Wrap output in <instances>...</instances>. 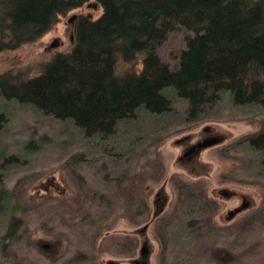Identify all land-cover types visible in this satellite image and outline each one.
I'll return each instance as SVG.
<instances>
[{
    "label": "trees",
    "instance_id": "1",
    "mask_svg": "<svg viewBox=\"0 0 264 264\" xmlns=\"http://www.w3.org/2000/svg\"><path fill=\"white\" fill-rule=\"evenodd\" d=\"M75 1L0 0V51L28 41L20 33L23 29L19 23L43 24L51 13L60 15ZM260 18V2L253 0H104L102 16L88 33L76 40L70 52L56 54L41 73L19 83H13L8 75H0V133L8 121L3 108L5 100L30 106L50 120L64 122L73 118L86 132L97 134L109 132L114 122L141 106L155 111L166 108L165 98L158 93L169 85L185 102L186 123H195L204 106L224 91L231 92L237 101L251 103L264 111V34L253 32ZM178 27L192 29L197 35L183 54L181 70L170 74L160 66L152 51L139 48L148 47L151 40H158ZM138 55H141L138 72L116 74L119 59L132 63ZM261 121V129L244 141L260 153L264 170V118ZM23 147V151H35L40 145L26 142ZM21 157L6 156L0 150V168L20 163ZM81 162L82 154H73L63 163L76 188L69 199H59L55 207L68 214L69 220L74 215L81 216V223H76L80 228L78 234L88 239V247L95 248L96 238L109 226L97 212L85 221V200L95 199L98 208L103 209L122 201V211L133 221L138 214L147 213L140 182L157 177L158 173L152 167L127 178L124 169L102 168L104 186L86 189L76 169ZM22 195L16 187L0 189V218L5 223L3 240L14 238L21 231L25 215L44 205L38 200L24 202ZM136 197L138 202L134 201ZM201 201L209 206L201 192L188 190L180 198L179 207L186 202L200 204ZM134 203H138L137 210L133 209ZM259 211L264 214V208L254 212ZM250 216L229 229L228 234L239 237L245 233L247 238L246 234L251 233V236L257 216ZM22 235L30 244L29 234L24 231ZM259 240L252 242L246 251L255 252ZM33 247L37 248L34 244ZM1 248L4 250V245ZM209 252L218 264H230L238 258L230 249L212 248ZM219 252L225 253L222 260ZM80 255L82 258L78 259ZM95 259L79 252L67 264H98ZM9 260L10 255L3 252L0 264H8Z\"/></svg>",
    "mask_w": 264,
    "mask_h": 264
},
{
    "label": "rangeland",
    "instance_id": "2",
    "mask_svg": "<svg viewBox=\"0 0 264 264\" xmlns=\"http://www.w3.org/2000/svg\"><path fill=\"white\" fill-rule=\"evenodd\" d=\"M253 1L260 2L261 17L259 26H255L253 32L264 34V0ZM103 7L104 0H77L60 15L51 13L43 24L19 23V28L23 29L19 32L28 41L0 51V75H8L13 83L38 75L56 54L70 52L76 40L82 39L100 19ZM196 35L192 29L178 27L162 34L158 40H151L148 47L139 50L152 51L165 71L176 74L181 70L183 54L188 52ZM53 43L55 46H52ZM140 68L141 55L132 63L119 59L116 74L122 76L130 70L138 72ZM158 94L165 98L166 108L155 111L141 106L133 114L114 122L109 132L97 134L86 132L73 118L64 122L50 120L30 106L12 100L3 102L8 121L0 133V150L6 156H22V161L5 163L6 168H0V189L11 190L16 187L17 192L24 194V202L27 199L38 200L44 205L25 215L21 231L11 239L3 240L5 223L0 218V261L3 252L10 255L8 264L14 261L21 264H67L79 252L82 256H95L98 264L100 255L115 258L134 256L108 252V242L104 243L107 249L105 252H95L87 246L88 239L78 234L80 228L76 223H81V216L74 215L69 220L68 214H63L55 207L59 199H69L76 188L63 166L71 155L82 154V162L77 164L76 169L83 177L86 189L104 186L100 176L102 168L113 171L124 169L127 178L134 177L135 172L155 168L157 177H147L140 182L139 190L143 195V188L150 182H156L161 175L160 162L164 157L161 149L172 136L192 130L207 121L244 122L250 124L253 131L261 129L264 111L251 103L237 101L229 91L217 94L204 106L195 123L185 122V102L172 85L162 87ZM26 142H39V150L23 151ZM250 147L242 138L223 150L221 154L227 156L232 164L226 174L237 184L258 187L264 196V170L260 165V153ZM138 200L136 197L134 201ZM96 203L95 199L85 200V221L97 212L107 220L105 224L111 228L120 219L123 221L128 218L126 212L122 211V201L107 209L98 208ZM202 203L186 202L185 206L178 207L176 213L165 216L163 223H155L158 250L154 254L153 264H218L210 258L212 252L209 251L212 248L230 249V253L238 257L237 262L231 260L230 264H264V214L261 210L249 215L257 216L252 235L247 233L246 238L243 233L237 237L228 234V230L233 229L241 220L230 228L212 227V208ZM136 204L134 210H137ZM143 217L138 214L133 221L129 220L143 222ZM164 223L169 225L165 226ZM24 231L30 236V244L22 235ZM258 239V249H253L255 252L246 251ZM113 241L115 243V240H110L111 243ZM3 245L4 250L1 248ZM112 249L116 248L113 246ZM218 256L220 260L221 256L225 257V253L219 252ZM81 258L80 255L78 259Z\"/></svg>",
    "mask_w": 264,
    "mask_h": 264
},
{
    "label": "water",
    "instance_id": "3",
    "mask_svg": "<svg viewBox=\"0 0 264 264\" xmlns=\"http://www.w3.org/2000/svg\"><path fill=\"white\" fill-rule=\"evenodd\" d=\"M52 46H55L53 43ZM251 129L244 122L207 121L192 130L174 135L165 142V148L173 154L168 179L172 174H186L192 179L211 176L217 167L207 156L208 151L228 144ZM166 179V180H167ZM255 186L241 184L214 185L209 195L220 201L223 208L215 215L217 225L229 226L241 215L256 209L260 199ZM158 195V194H157ZM159 200V198L157 197ZM156 206V197H151ZM144 226L136 254L131 258H115L108 255L101 257L102 264H153L157 244L150 239ZM107 234V232L105 233Z\"/></svg>",
    "mask_w": 264,
    "mask_h": 264
},
{
    "label": "flooded vegetation",
    "instance_id": "4",
    "mask_svg": "<svg viewBox=\"0 0 264 264\" xmlns=\"http://www.w3.org/2000/svg\"><path fill=\"white\" fill-rule=\"evenodd\" d=\"M258 131H253L250 129L248 132L242 134L238 137V139H234L226 145L213 148L208 151V158L216 163L217 167L215 172L211 176H203L197 179H192L186 174H172L168 179L166 178V174L169 170V166L171 164L173 154L168 151L164 147H162L161 152L164 156L162 159L161 168L162 172L160 177L156 182H150L149 185L143 188V192L145 195V200L147 204V213L144 215L143 222H132L128 218L123 221L120 219L119 222L115 223V225L111 228L107 227L104 232L100 234L95 240V252H105L106 246L105 242H108L110 245V249L108 252H121L123 256H132L135 255L139 246V239L142 237L144 226L148 224L147 230L145 231L146 235L153 239L156 244L158 243L155 238V234L157 235V226L155 228V223L159 225L163 223L165 216L176 213V210L179 207V199L182 197L183 193L188 190H195L197 192H201L204 199L208 202L210 208H212L210 223L213 225L212 227L220 228L221 226L217 225L214 217L215 215L223 208L222 203L214 198H212L209 193L210 189L214 185H222V184H237L233 182L230 178L227 177V171L232 166L231 162H229L227 156L222 155L223 150L228 149L231 144L234 142H239L241 139L249 138L251 135L257 133ZM160 150V149H158ZM167 179V180H166ZM158 194V195H157ZM257 196L260 199L258 206L256 209L244 213L240 216L238 220H236L230 226H223V228H230L234 226L238 221H242L247 216L251 215L254 211L264 208V196L261 193V190L257 187ZM156 197V206L152 205L151 197ZM159 198V200L157 199ZM176 207V208H175ZM174 209V210H173ZM173 210V211H172ZM131 222V223H130ZM107 232V234H105ZM115 240V243L110 242V240ZM110 242V243H109ZM117 244V245H116ZM114 248L116 249H112ZM158 248V247H157ZM156 248V252L157 249ZM159 249L160 243H159ZM132 254V255H130ZM101 255L99 256V262L101 263Z\"/></svg>",
    "mask_w": 264,
    "mask_h": 264
}]
</instances>
